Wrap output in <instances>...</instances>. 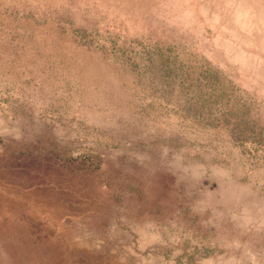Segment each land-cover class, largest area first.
<instances>
[{
    "label": "rangeland",
    "instance_id": "rangeland-1",
    "mask_svg": "<svg viewBox=\"0 0 264 264\" xmlns=\"http://www.w3.org/2000/svg\"><path fill=\"white\" fill-rule=\"evenodd\" d=\"M12 264H264V0H0V239Z\"/></svg>",
    "mask_w": 264,
    "mask_h": 264
},
{
    "label": "crops",
    "instance_id": "crops-1",
    "mask_svg": "<svg viewBox=\"0 0 264 264\" xmlns=\"http://www.w3.org/2000/svg\"><path fill=\"white\" fill-rule=\"evenodd\" d=\"M0 264H12V237L0 239Z\"/></svg>",
    "mask_w": 264,
    "mask_h": 264
}]
</instances>
